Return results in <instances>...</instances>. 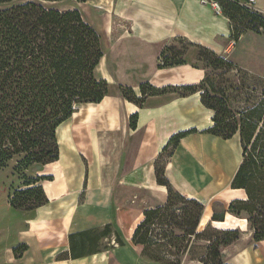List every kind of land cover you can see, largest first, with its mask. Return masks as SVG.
I'll list each match as a JSON object with an SVG mask.
<instances>
[{"label":"crops","instance_id":"0c3cea01","mask_svg":"<svg viewBox=\"0 0 264 264\" xmlns=\"http://www.w3.org/2000/svg\"><path fill=\"white\" fill-rule=\"evenodd\" d=\"M94 1L78 2L77 7L101 36L104 55L96 75L107 80L108 93L101 102L80 104L58 127L60 157L37 167L34 175L51 176L40 181L48 202L24 211L28 212L25 227L0 253V264H143V246L135 245L132 237L150 205L119 203L116 192L126 183L141 186L160 192L158 204L164 203L167 187L157 183L155 162L170 138L181 131L197 130L183 137L166 158L165 176L184 196L203 203L208 195L217 197L222 191L214 193L212 187L227 175L225 140L204 132L214 124V111L202 103L200 92L150 95L139 106L121 96L120 86L139 92L145 82L164 87L202 80L204 63L197 58L196 45L186 52V63L159 68L162 50L174 37L231 56L249 33L264 37L247 31L235 42L230 20L208 0H118L103 7L91 6ZM87 6L91 11L85 16ZM253 7L264 14V0H254ZM244 48L259 65L264 64V52ZM135 113L137 126L130 129L129 119ZM239 164L234 161L230 176ZM205 179L212 185L204 186ZM107 224L112 231L102 235ZM84 230L94 231L96 248L73 257L70 234ZM116 233L123 245L117 243ZM20 244L28 248L17 257L13 248Z\"/></svg>","mask_w":264,"mask_h":264},{"label":"trees","instance_id":"16d2710c","mask_svg":"<svg viewBox=\"0 0 264 264\" xmlns=\"http://www.w3.org/2000/svg\"><path fill=\"white\" fill-rule=\"evenodd\" d=\"M87 0H0V166L14 156H22L19 167H42L60 157L57 129L83 103L101 102L108 93V82L96 75L104 55L101 36L78 8L61 10L45 2ZM222 13L231 25V39L238 42L247 30L264 29V14L240 0H218ZM238 22L239 27L233 23ZM181 44V47L173 45ZM198 47L197 58L207 70L199 84L156 87L150 82L139 92L120 86V94L139 106L150 95L177 91L186 96L201 92L203 104L214 111V124L204 132L223 138L237 136L242 158L231 188L243 196L231 200L227 209L218 211L215 201L211 218L201 226L206 206L176 190L165 176L163 155L172 154L186 135L195 128L174 134L155 162L157 183L167 187L164 203L144 208V218L135 228L132 242L142 245L141 257L155 264H183L185 260L200 264H234L225 260L224 250L242 235L238 226L220 228L226 214L245 219L255 241H264V91L257 102L234 108L231 95L217 88L213 77H224L236 64L223 53L174 37L162 50L159 68L186 63L188 49ZM233 88V84L231 85ZM224 93V97L223 94ZM138 114L131 115L129 128L137 126ZM261 124V126H260ZM51 176H23L22 186L10 194L9 204L31 211L48 202L42 179ZM202 220V221H201ZM107 224L102 235L111 233ZM92 230L70 234L71 255L80 257L93 252L97 236ZM94 241V242H93ZM116 241H124L116 233ZM28 248H13L18 257Z\"/></svg>","mask_w":264,"mask_h":264},{"label":"rangeland","instance_id":"374dc122","mask_svg":"<svg viewBox=\"0 0 264 264\" xmlns=\"http://www.w3.org/2000/svg\"><path fill=\"white\" fill-rule=\"evenodd\" d=\"M113 1L118 0H97L91 3V6L93 4L96 6L101 5V7H103L105 6V3L109 5ZM208 2L211 4L213 9L217 11V7L214 6L212 1L208 0ZM60 6L67 8L78 5L76 1H66L60 4ZM90 9V6H87L85 8V16L90 15ZM220 10L222 12V9ZM233 26L239 27L238 22H234ZM247 31H253L264 37V29H261L260 32L254 30ZM173 45L181 47V44L176 42H173ZM247 45L251 48V50H255V52L258 50L264 52V39H260L257 35L255 36L254 33H249L241 40L240 45L234 52V56H231L228 52L223 53L227 55V58L231 59L236 64V68L228 72L225 77L223 74L220 77L212 78L217 88H221L224 90L225 87L228 89L227 93L231 95L234 108L247 107L248 101H259L262 98V92L264 91V64L262 66L259 65L258 62H256L258 60L253 58L252 53L244 52V47V49L248 50V52L251 51L250 48L247 47ZM256 57L258 58V56ZM207 70L208 69L204 67L205 75L203 79L206 76ZM202 80H200L196 84H199ZM232 84L233 88L231 87ZM220 95H223L224 97V93ZM174 149L175 148L170 147L168 151L172 150L173 152ZM167 157V153H165L160 162L165 163ZM241 158L242 150L239 138L236 136L232 139L225 140L224 173L227 174L225 175V177L228 176V179L224 177V182L219 184V186L212 187V191L214 190V193L216 191L218 192L222 190L220 194L218 193L219 196L211 197L207 194L208 198L204 200V205L206 206L205 215H203L204 223H201V226H205L209 222L208 221L205 224V222L211 218L215 201H220V204L216 205V208L218 211H221L224 208H228L231 200L243 196V192L241 190L231 188L233 177L230 176L232 164L234 163V161L240 162ZM21 159L22 156L17 155L10 159L4 167L0 166V253L3 252L4 248L7 245H10L12 241L15 240L19 229L25 227L26 218L28 217V212L15 209L9 204L10 194L15 188L22 186L24 175L25 177H33L40 170L37 169L38 165L26 169L19 167V162L21 161ZM230 162H232V164ZM212 175L214 178L216 177L213 173ZM202 182L205 184L204 186L212 185L211 180L208 181V179H205V181ZM116 198V201L122 204L147 206L158 204L162 197L161 193L156 190L141 186H132L126 183L124 185L118 186ZM216 222L217 221H214L213 224L216 227L225 228L238 226L242 229L241 238L235 244L224 250L225 260L234 264H264V241H255L253 239L252 232L249 230L247 221L245 219L235 218L227 213L225 221H223L222 223ZM132 249L135 250L134 248ZM143 260L144 259L142 258L140 259V262H142L143 264H155ZM183 264L200 263L198 261L185 260Z\"/></svg>","mask_w":264,"mask_h":264},{"label":"built area","instance_id":"2783aa9c","mask_svg":"<svg viewBox=\"0 0 264 264\" xmlns=\"http://www.w3.org/2000/svg\"><path fill=\"white\" fill-rule=\"evenodd\" d=\"M211 1L214 4V6L217 7V12L220 13L221 12V10H220L221 7L219 5L218 0H211ZM240 2L243 3V4H246L248 7L253 8V2H254V0H240Z\"/></svg>","mask_w":264,"mask_h":264},{"label":"water","instance_id":"95a60500","mask_svg":"<svg viewBox=\"0 0 264 264\" xmlns=\"http://www.w3.org/2000/svg\"><path fill=\"white\" fill-rule=\"evenodd\" d=\"M63 2H66V1H59V2H45V5L46 6H49V7H55V8H58V9H61V10H65V9H73V8H78L77 6H74V7H61L60 4H62ZM78 4V2H77ZM215 226V225H214Z\"/></svg>","mask_w":264,"mask_h":264},{"label":"bare ground","instance_id":"6f19581e","mask_svg":"<svg viewBox=\"0 0 264 264\" xmlns=\"http://www.w3.org/2000/svg\"><path fill=\"white\" fill-rule=\"evenodd\" d=\"M138 218H139V217H138ZM139 219H140V218H139ZM139 219H138V220H139ZM135 222L137 223V221H135Z\"/></svg>","mask_w":264,"mask_h":264}]
</instances>
